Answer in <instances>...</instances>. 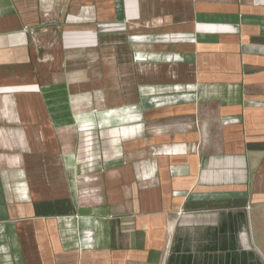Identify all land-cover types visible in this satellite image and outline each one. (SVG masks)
<instances>
[{
	"label": "crops",
	"instance_id": "obj_1",
	"mask_svg": "<svg viewBox=\"0 0 264 264\" xmlns=\"http://www.w3.org/2000/svg\"><path fill=\"white\" fill-rule=\"evenodd\" d=\"M0 264H264V0H0Z\"/></svg>",
	"mask_w": 264,
	"mask_h": 264
}]
</instances>
